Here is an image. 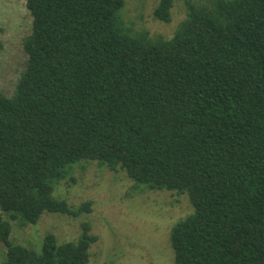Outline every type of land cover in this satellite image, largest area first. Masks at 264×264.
Wrapping results in <instances>:
<instances>
[{"label":"trees","instance_id":"16d2710c","mask_svg":"<svg viewBox=\"0 0 264 264\" xmlns=\"http://www.w3.org/2000/svg\"><path fill=\"white\" fill-rule=\"evenodd\" d=\"M185 3L166 38L133 31L125 0L26 1V63L14 93L0 89V264L89 263L88 224L77 241L11 237L45 211H91L54 194L82 160L188 194L174 264H264V0ZM174 5L159 0L155 18L170 23Z\"/></svg>","mask_w":264,"mask_h":264},{"label":"rangeland","instance_id":"374dc122","mask_svg":"<svg viewBox=\"0 0 264 264\" xmlns=\"http://www.w3.org/2000/svg\"><path fill=\"white\" fill-rule=\"evenodd\" d=\"M26 1L0 0V89L8 95L14 93L27 59L24 39L31 31L32 17ZM158 1L125 0L124 21L133 31L172 37L186 17L185 0H175L170 23L155 18ZM54 194L73 207L91 201V211L78 217L45 211L36 224L13 222L11 237L35 247L48 232L59 242L77 241L88 224L98 236L88 264H174L172 227L194 210L188 194L137 187L125 171L112 170L96 160L76 163ZM6 251L0 240V262Z\"/></svg>","mask_w":264,"mask_h":264}]
</instances>
